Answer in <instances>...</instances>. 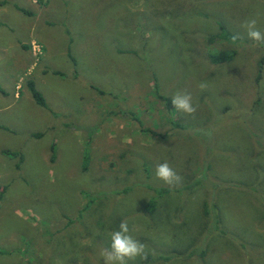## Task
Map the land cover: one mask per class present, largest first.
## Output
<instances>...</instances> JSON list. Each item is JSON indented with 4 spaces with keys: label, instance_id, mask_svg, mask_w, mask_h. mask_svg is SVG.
Here are the masks:
<instances>
[{
    "label": "rangeland",
    "instance_id": "1",
    "mask_svg": "<svg viewBox=\"0 0 264 264\" xmlns=\"http://www.w3.org/2000/svg\"><path fill=\"white\" fill-rule=\"evenodd\" d=\"M6 1L0 264H105L122 221L148 264H264V42L242 27L264 33V0ZM219 25L242 38H213ZM64 44L75 60L51 59ZM154 86L196 112L166 110ZM165 162L180 183L157 178Z\"/></svg>",
    "mask_w": 264,
    "mask_h": 264
},
{
    "label": "clouds",
    "instance_id": "2",
    "mask_svg": "<svg viewBox=\"0 0 264 264\" xmlns=\"http://www.w3.org/2000/svg\"><path fill=\"white\" fill-rule=\"evenodd\" d=\"M242 27L246 30V35L249 39L264 42V33L257 28L256 19L246 21ZM241 38L239 35L232 37L233 41ZM207 87L208 85L204 82L199 84V88L202 91L206 90ZM171 103L176 109L186 115H193L197 110L192 103L190 93L177 92L172 97ZM155 174L157 178L168 185L178 184L182 179L166 162L156 167ZM101 257L104 259L105 264H128V261L135 260L137 257L145 260L147 259L146 246L133 238L127 221H122L118 226V230L111 233L110 244L102 251Z\"/></svg>",
    "mask_w": 264,
    "mask_h": 264
},
{
    "label": "trees",
    "instance_id": "3",
    "mask_svg": "<svg viewBox=\"0 0 264 264\" xmlns=\"http://www.w3.org/2000/svg\"><path fill=\"white\" fill-rule=\"evenodd\" d=\"M219 32L218 33H215L213 34V38H219V39H222V40H228V41H233L232 37L234 36L233 33H231L230 31H228L226 29V27L224 28V26L222 25H219ZM236 53V49L235 48H230V49H226V48H223V49H220L214 53H209L207 55V58H208V61L212 64H219V63H222L226 60H229L231 59ZM260 64V63H259ZM258 74L260 75V72L258 70ZM259 78V77H258ZM258 80V79H257ZM26 85H27V88L29 90V93L32 97V99L34 100V102L42 107H47L46 106V103H45V100L42 96V94L35 88L34 86V83L31 79H28L26 81ZM154 91L153 93L155 94V96H157V98H159L163 104H164V107L166 110L168 111H171L172 108L174 107L171 103V100L170 98H167L166 96L162 95L161 93L157 92L156 91V87L154 86ZM175 123V121H174ZM176 124V123H175ZM178 126H180L178 123H177ZM39 135V134H37ZM12 154V153H10ZM85 166L82 167V169H84ZM197 180V179H196ZM199 181H194L193 183H197L198 184ZM191 185V184H189ZM191 245V243H190ZM195 247H191L188 252H187V256H191L195 253L196 250L198 249H194ZM170 255H163V254H159V257H161V259L163 260H167L169 258ZM153 260H156L155 257H152L151 255H147V259L145 260H140V261H135V263L133 264H148V262H152Z\"/></svg>",
    "mask_w": 264,
    "mask_h": 264
},
{
    "label": "crops",
    "instance_id": "4",
    "mask_svg": "<svg viewBox=\"0 0 264 264\" xmlns=\"http://www.w3.org/2000/svg\"><path fill=\"white\" fill-rule=\"evenodd\" d=\"M6 4H7V1L6 0H0V12L3 10L5 13L4 14H6V15H11L12 14V11H10V10H8V13H7V9H6ZM5 8V9H4ZM25 12H28V11H25ZM29 13V12H28ZM0 14H2V13H0ZM46 23V22H45ZM4 28V24L3 23H1L0 24V28ZM27 27H28V35H27V38L25 39L24 38V40H27V41H29V40H31V39H37L36 37H38V34H37V32L35 31V27L36 26H34V24L33 23H28L27 24ZM4 30L5 31H8V29L7 28H4ZM64 34V33H63ZM38 44H39V42H37ZM16 44H17V42H16ZM0 49H1V45H0ZM68 49H69V47H67L65 44L62 46V48L60 47V49L59 50H57L56 52H54V55H50V58L51 59H55V57H60V56H64L65 58H66V60H70L69 59V56L68 55H70V57L72 58V60L74 61L75 60V56H74V54L72 53V51H68ZM60 53H62V55H60ZM47 58H48V56H47ZM47 58H46V62H47ZM72 60H71V62H72ZM72 64L74 65V62H72ZM31 65H29L28 67H30ZM41 72H43V70H41ZM33 81V80H32ZM35 88H36V86H35ZM41 94H42V96H43V98H44V95H43V93L40 91V90H38ZM14 96H17V93L15 92L14 93ZM2 98H3V95H1V93H0V105H3V106H1V108L2 107H4V106H6L7 108L9 107V105L10 104H7V105H4L3 104V102H2ZM44 100H45V98H44ZM46 103V102H45ZM24 106H26V105H24ZM47 106V105H46ZM28 107V106H27ZM38 107H42V106H40V105H36V104H33L32 103V111H34L35 109H38ZM0 108V109H1ZM29 108V107H28ZM44 108H46V107H44ZM56 110V109H55ZM2 112L3 111H0V116L2 117ZM31 118L34 120V114H32V116H31ZM46 120H48L47 122H46V127H49L50 126V124L51 123H49V119H46ZM35 125L37 126V123H36V121H35ZM6 126H9V127H14L13 126V124H12V122H10V123H8V122H6L5 121V118H1L0 119V139L4 142L5 140L4 139H7L8 138V135L9 134H12L11 132H8L6 129H4Z\"/></svg>",
    "mask_w": 264,
    "mask_h": 264
}]
</instances>
